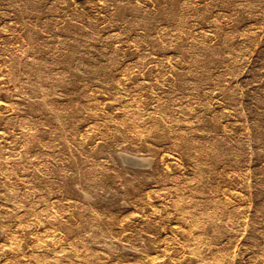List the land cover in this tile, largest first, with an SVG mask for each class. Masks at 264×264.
Wrapping results in <instances>:
<instances>
[{"label":"rangeland","instance_id":"rangeland-1","mask_svg":"<svg viewBox=\"0 0 264 264\" xmlns=\"http://www.w3.org/2000/svg\"><path fill=\"white\" fill-rule=\"evenodd\" d=\"M0 264H264V0H0Z\"/></svg>","mask_w":264,"mask_h":264},{"label":"water","instance_id":"water-1","mask_svg":"<svg viewBox=\"0 0 264 264\" xmlns=\"http://www.w3.org/2000/svg\"><path fill=\"white\" fill-rule=\"evenodd\" d=\"M131 160H132L131 162H135V161L137 162V160L134 158H131ZM128 161H130V159Z\"/></svg>","mask_w":264,"mask_h":264},{"label":"bare ground","instance_id":"bare-ground-1","mask_svg":"<svg viewBox=\"0 0 264 264\" xmlns=\"http://www.w3.org/2000/svg\"><path fill=\"white\" fill-rule=\"evenodd\" d=\"M138 162V161H137ZM141 163V162H140Z\"/></svg>","mask_w":264,"mask_h":264}]
</instances>
